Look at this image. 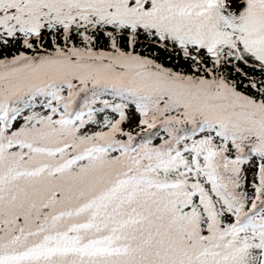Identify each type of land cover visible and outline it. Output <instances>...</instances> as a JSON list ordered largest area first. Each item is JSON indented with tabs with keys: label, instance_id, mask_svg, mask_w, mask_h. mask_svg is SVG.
Here are the masks:
<instances>
[{
	"label": "snow or ice",
	"instance_id": "1",
	"mask_svg": "<svg viewBox=\"0 0 264 264\" xmlns=\"http://www.w3.org/2000/svg\"><path fill=\"white\" fill-rule=\"evenodd\" d=\"M0 264H264V0H0Z\"/></svg>",
	"mask_w": 264,
	"mask_h": 264
}]
</instances>
